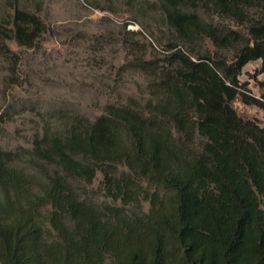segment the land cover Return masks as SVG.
Instances as JSON below:
<instances>
[{
    "label": "trees",
    "instance_id": "16d2710c",
    "mask_svg": "<svg viewBox=\"0 0 264 264\" xmlns=\"http://www.w3.org/2000/svg\"><path fill=\"white\" fill-rule=\"evenodd\" d=\"M143 3L159 11L165 41L145 22L134 33L146 32L161 57L131 48L125 67L150 78V97L74 116L24 159L0 147V264H264V125L232 104L264 112V81L253 95L239 79L252 61L264 72V19L252 12L264 0ZM11 21L20 45L44 30L18 3ZM205 38L232 49L231 61ZM98 171L113 203L86 188Z\"/></svg>",
    "mask_w": 264,
    "mask_h": 264
},
{
    "label": "rangeland",
    "instance_id": "374dc122",
    "mask_svg": "<svg viewBox=\"0 0 264 264\" xmlns=\"http://www.w3.org/2000/svg\"><path fill=\"white\" fill-rule=\"evenodd\" d=\"M144 0H0V147L17 151L23 159L34 140L47 133H65L71 118L90 120L104 112L108 103H128L130 98L143 103L150 97L149 77L125 67L131 48L139 55L158 60V46L140 22L165 41L166 27L159 11L151 10ZM150 2L157 0H148ZM35 12L43 22L31 46L20 45L13 36L12 15L16 4ZM255 19H264V9L253 10ZM131 19L135 21L131 23ZM248 36L245 24L209 15ZM164 33V34H163ZM205 48L212 55L233 58L232 49H219L208 38ZM161 63V62H160ZM259 61L246 64L239 75L251 94L259 95L256 74ZM233 107L242 118L264 125V112L255 105L236 99ZM25 167L24 161L17 162ZM103 176L96 175L86 188L99 200L112 202L100 191ZM118 203V202H117ZM148 203H144L146 210Z\"/></svg>",
    "mask_w": 264,
    "mask_h": 264
}]
</instances>
